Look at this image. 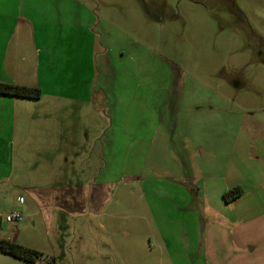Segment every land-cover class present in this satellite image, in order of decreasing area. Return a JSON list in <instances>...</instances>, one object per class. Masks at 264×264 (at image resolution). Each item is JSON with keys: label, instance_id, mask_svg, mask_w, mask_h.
Returning <instances> with one entry per match:
<instances>
[{"label": "rangeland", "instance_id": "1", "mask_svg": "<svg viewBox=\"0 0 264 264\" xmlns=\"http://www.w3.org/2000/svg\"><path fill=\"white\" fill-rule=\"evenodd\" d=\"M76 3L102 22L101 93L80 103L73 136L44 119L50 81L39 99L8 95L0 106V242L41 252L0 251V264H232V251L210 256L206 218L183 185L218 174L227 211L264 218V0ZM20 14V0H0L8 72L32 86L37 57ZM237 186L239 207L217 192ZM15 211L23 219L8 222ZM262 245L251 260L264 262Z\"/></svg>", "mask_w": 264, "mask_h": 264}, {"label": "crops", "instance_id": "2", "mask_svg": "<svg viewBox=\"0 0 264 264\" xmlns=\"http://www.w3.org/2000/svg\"><path fill=\"white\" fill-rule=\"evenodd\" d=\"M76 2L79 3V0H20V17L30 33L37 57L36 83L32 86H39L43 92L46 89L42 82H51L50 95L54 107L43 113L44 119L50 120V125H55L57 128H72V136L76 131V123L81 119L79 114L84 112V108L81 107L84 105L80 103H90L95 94L101 93V90L95 91L100 84H94L97 81L95 77L98 69L96 68L97 64L100 63L98 69L100 71L104 61L101 60L102 56L95 59V54L100 46L98 35L101 34L102 39L105 38L103 28H101L102 22H96L93 12L85 5L79 7ZM94 24L99 25L102 33H95L92 27ZM8 31L10 30H7L5 34ZM11 39L12 33L8 35L7 39L3 41L0 39V81L4 82H13L11 74L8 72ZM100 75L99 73L98 77ZM103 94L107 99L106 88L103 89ZM1 96L4 97H0V106H8L10 96ZM196 109L197 113L203 112L200 107ZM0 116H2L1 113ZM0 123H3L1 117ZM11 125L9 127L12 128ZM4 126H0V154L3 153L0 156V172L2 168H8L9 165H4L6 155L2 146ZM56 135L59 136L58 133ZM105 137H107V131ZM7 142H12V140ZM203 173L197 179L200 187L199 183L192 187L188 185H183V187L188 189L199 203L198 208L202 211V216L206 218L203 236L208 241L210 236V244L208 243L210 248L206 243V249L210 251V256L224 258L225 254L232 251L233 256L229 261L232 264H264L260 260H251L264 244L262 241L264 237H260L264 234V228L261 227L264 226L263 216H257L259 213L252 216L243 212L237 214L236 208H231L230 212L227 211L226 209L228 206L230 208L231 203H228V206L227 203L222 205L219 202V195L214 193L218 188V179L216 178L219 177L218 174L209 175L206 173L203 176ZM7 176H11V174ZM201 178L208 179L209 184L203 185L200 182ZM210 178L213 180L210 181ZM228 189L223 187L217 192L223 196ZM242 197L243 195L237 198L235 207L241 205ZM207 232L209 236H207ZM260 241L261 243H259ZM212 262L221 264L218 259H214Z\"/></svg>", "mask_w": 264, "mask_h": 264}, {"label": "trees", "instance_id": "3", "mask_svg": "<svg viewBox=\"0 0 264 264\" xmlns=\"http://www.w3.org/2000/svg\"><path fill=\"white\" fill-rule=\"evenodd\" d=\"M0 95L39 99L42 95V89L39 86H28L8 81H0ZM242 192V188L237 186L227 191L224 194V198L230 201L231 199H236L241 196ZM0 251L28 261H36L41 256L40 251L22 246L9 239H4L0 242Z\"/></svg>", "mask_w": 264, "mask_h": 264}, {"label": "built area", "instance_id": "4", "mask_svg": "<svg viewBox=\"0 0 264 264\" xmlns=\"http://www.w3.org/2000/svg\"><path fill=\"white\" fill-rule=\"evenodd\" d=\"M22 219H23V216H22L21 212H19V211H15V212L8 214L6 216V220L8 222H18V221H21Z\"/></svg>", "mask_w": 264, "mask_h": 264}]
</instances>
